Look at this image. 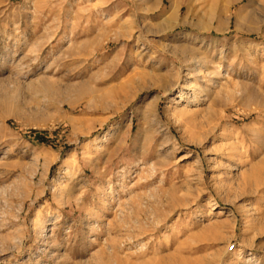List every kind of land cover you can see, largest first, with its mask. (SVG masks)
Listing matches in <instances>:
<instances>
[{
  "label": "rangeland",
  "instance_id": "obj_1",
  "mask_svg": "<svg viewBox=\"0 0 264 264\" xmlns=\"http://www.w3.org/2000/svg\"><path fill=\"white\" fill-rule=\"evenodd\" d=\"M246 3L0 0V264H264Z\"/></svg>",
  "mask_w": 264,
  "mask_h": 264
},
{
  "label": "bare ground",
  "instance_id": "obj_2",
  "mask_svg": "<svg viewBox=\"0 0 264 264\" xmlns=\"http://www.w3.org/2000/svg\"><path fill=\"white\" fill-rule=\"evenodd\" d=\"M220 1V0H219ZM223 1H226V8H227V11H230L231 10V6L234 4V3H236V2H238V1H241V0H223ZM252 2H254V0H247V3L246 4H244L242 7H240V9L237 11V13H236V17L237 18H240L239 16H240V14H241V12L242 11H244V10H246L248 7H250L251 6V4H252ZM213 3V2H212ZM216 4V3H215ZM205 6V5H204ZM174 7L176 8V6L174 5ZM202 7V6H201ZM172 8H173V6H172ZM178 9H179V7H178ZM177 9V10H178ZM177 10L176 9H174L173 8V12H172V15L171 16H175V14H176V12H177ZM201 10V9H200ZM204 12H205V10H203ZM211 11H214V8L211 6L209 9H208V11L206 12V13H211ZM201 13H202V11H201ZM218 13V12H217ZM177 15V14H176ZM242 15V14H241ZM249 17V16H248ZM241 19V18H240ZM48 89V88H47ZM50 89V88H49ZM54 92V91H53ZM239 249V248H238ZM239 251V250H238Z\"/></svg>",
  "mask_w": 264,
  "mask_h": 264
},
{
  "label": "built area",
  "instance_id": "obj_3",
  "mask_svg": "<svg viewBox=\"0 0 264 264\" xmlns=\"http://www.w3.org/2000/svg\"><path fill=\"white\" fill-rule=\"evenodd\" d=\"M233 248V247H232Z\"/></svg>",
  "mask_w": 264,
  "mask_h": 264
}]
</instances>
